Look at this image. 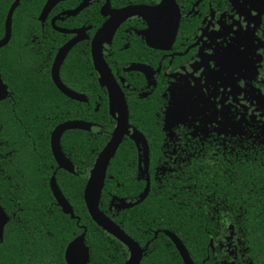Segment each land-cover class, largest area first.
I'll return each instance as SVG.
<instances>
[{"label": "flooded vegetation", "instance_id": "af4514ba", "mask_svg": "<svg viewBox=\"0 0 264 264\" xmlns=\"http://www.w3.org/2000/svg\"><path fill=\"white\" fill-rule=\"evenodd\" d=\"M15 1L1 0L0 40L7 33V17ZM48 1L21 0L12 16L10 40L0 49V75L7 88L0 101L3 195L7 180L24 172L12 169L18 164L22 168L26 162L31 172L37 169L36 192L41 186L52 192L55 176L75 218L68 216L80 230L71 241L86 229L87 244V215L90 225L96 223L87 210L86 187L100 153L127 112V131L96 201L143 250L140 264H146L156 247L160 256L177 254L184 264L166 234L176 233L149 224L148 200L154 188L161 194L174 188L176 198L199 189L208 214L203 222L216 226L213 234L205 230L210 236L207 253L217 264L228 263V257L222 256V235L228 242L227 253L235 255L231 264H249L244 237L232 216L246 199L229 188L245 175L232 169L243 158L264 152V0H175L181 15L177 35L170 44L165 32L159 31L157 47L149 40L156 26L142 16H131L100 44L107 66L103 72L92 56L97 34L114 22L119 11L156 7L162 0H57L44 13ZM70 44L59 62V53ZM193 99L194 109L175 108L177 102ZM11 101L14 107L6 106ZM10 110L14 121L8 125ZM71 122L84 128L68 129L60 136L61 150L71 164L67 170L54 156L53 136ZM229 172L238 177L234 183H229ZM224 197L225 207H219ZM106 233L107 249L115 256L122 254L124 261L119 264L125 263L132 255L130 248ZM156 240L161 243L154 244Z\"/></svg>", "mask_w": 264, "mask_h": 264}, {"label": "trees", "instance_id": "16d2710c", "mask_svg": "<svg viewBox=\"0 0 264 264\" xmlns=\"http://www.w3.org/2000/svg\"><path fill=\"white\" fill-rule=\"evenodd\" d=\"M6 106L14 107L12 101L6 103ZM7 114L11 118H7L9 125L14 121V114L11 110ZM92 160L94 156L91 157ZM241 163L232 170L244 171L245 175L239 179L241 181L235 187L234 184L229 188V191L233 189L246 199L239 202L243 205L242 209L235 208L232 211V216L237 221L234 226L244 237L243 248L247 262L264 264V152L261 156H247ZM26 165L24 162V166ZM18 166L20 165L12 169L24 172L20 177L13 174L11 181L7 180L5 195L0 187V205L10 217V222L5 228L4 240L0 242V264H66L65 248L74 234H79L80 230L76 222L56 205L48 187L41 186L38 192L34 191L37 169L32 168L31 172L30 166L22 168ZM153 191L148 200L149 224L154 228L168 229L176 233L188 247L196 263L201 264L209 256L204 264H217L214 255L207 253L210 236L205 232L206 230L213 234L216 226L203 222V218L208 217V214L203 205L204 200L198 192L200 190L197 189V192L190 190L188 193L183 190L182 193L187 195L178 198L173 196L174 188L162 194L157 188ZM192 199L195 204L192 203ZM80 211L84 216L87 215L86 211ZM193 212H197L196 220L192 218ZM90 221L87 215V244H90L92 251L89 264H119L124 261L122 254L115 256L107 249V241L103 237L107 233L93 222L91 226ZM94 234L97 237L92 239ZM156 241L154 244L161 243L159 240ZM167 243L170 244L169 241ZM160 252L158 247L154 254L150 252L146 264H161L164 261L169 264H183L177 254L169 255V258L162 254L160 256ZM176 260L179 263H176Z\"/></svg>", "mask_w": 264, "mask_h": 264}, {"label": "water", "instance_id": "95a60500", "mask_svg": "<svg viewBox=\"0 0 264 264\" xmlns=\"http://www.w3.org/2000/svg\"><path fill=\"white\" fill-rule=\"evenodd\" d=\"M21 0H16L12 5L8 17H7V33L3 39L0 40V49L6 46L10 40L11 36V22L12 16L19 5ZM57 0H49L44 8V13L48 12L50 8L54 5V2ZM77 11H74L75 14ZM139 15L148 20H150L155 26L156 30L154 35L149 38L150 41L155 43V47L159 46V31L165 32L166 42L173 43L175 37L178 32V28L180 25V10L175 2V0H162V2L156 7H131L121 10L117 13V17L114 22H109L104 28L103 31L97 34L96 36V45L93 46L92 56L96 68L103 72L104 67L106 66L104 59L101 55L100 44L103 43L105 35L116 28L120 23L125 21L127 18L131 16ZM149 42V41H148ZM151 44V43H150ZM72 44L65 46L61 52L59 53L57 59L59 62H62L66 54L68 53ZM107 67V66H106ZM108 85H110L107 82ZM7 88L4 85L1 75H0V101L5 98ZM72 128H84L83 125L71 122L67 123L55 131L53 136V152L54 156L59 164L60 168H64L69 170L70 162L64 156L61 146L59 143L60 136L65 130ZM128 128V115L127 112L124 114L123 119L119 121V125L113 134V138L108 143V145L104 148V150L100 153L95 166L91 172V177L86 187L85 199L87 210L92 218V220L100 226L104 231L114 235L124 244H126L131 252V257L123 264H140L143 258V250L139 247L138 244L134 242L123 230H121L110 218H108L98 207V203L96 201V193L100 192L101 185L103 184V180L106 174L107 167L110 163V160L114 157L121 141L126 133ZM71 170V169H70ZM51 188L53 195L57 201V204L62 208L63 212L67 215H70L72 218H75L73 208L69 204L68 200L63 195L62 191L57 185L55 176L51 179ZM150 188L148 187L143 198L147 196ZM10 222V217L4 210L2 206H0V242L4 240V232L7 224ZM166 234L172 239L174 244L176 245L184 264H194L192 259L190 258L189 252L184 246L183 242L173 233L166 232ZM90 249L86 244V229L85 231L78 237H76L73 241L69 243L65 250V261L66 264H89L90 263Z\"/></svg>", "mask_w": 264, "mask_h": 264}, {"label": "rangeland", "instance_id": "374dc122", "mask_svg": "<svg viewBox=\"0 0 264 264\" xmlns=\"http://www.w3.org/2000/svg\"><path fill=\"white\" fill-rule=\"evenodd\" d=\"M263 46H264V42H263ZM189 106V108H191V109H194L195 107H197V104H196V99H193V102H190V101H185V102H183V103H179V102H177L176 104H175V108L176 107H179L180 108V111H184L185 110V108L186 107H188ZM225 228V227H224ZM223 231H225L224 232V234L227 236L228 234H229V231H227L226 229H224ZM222 231V232H223ZM221 232V233H222ZM220 241H221V243L222 244H224L225 245V249L222 251V256H224L225 258H227V260H228V263L227 264H231V263H233L234 262V258H235V255L233 254V255H229L228 253H227V244H228V242H227V240H226V238L224 237V236H220Z\"/></svg>", "mask_w": 264, "mask_h": 264}, {"label": "snow or ice", "instance_id": "6c2138e0", "mask_svg": "<svg viewBox=\"0 0 264 264\" xmlns=\"http://www.w3.org/2000/svg\"><path fill=\"white\" fill-rule=\"evenodd\" d=\"M228 176L230 177L229 183H234L238 179V177L235 174L231 173V172L228 173ZM212 199L216 200L217 198H216L215 195H213ZM225 204H226V197L221 198L220 201H219V207H225ZM225 210L227 211L226 208H225Z\"/></svg>", "mask_w": 264, "mask_h": 264}]
</instances>
